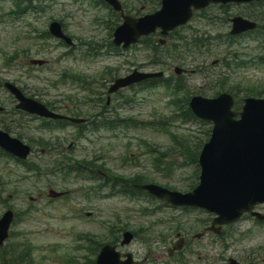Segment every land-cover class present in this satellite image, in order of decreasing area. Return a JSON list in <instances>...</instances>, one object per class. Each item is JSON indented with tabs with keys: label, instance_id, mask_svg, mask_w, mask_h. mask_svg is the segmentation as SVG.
<instances>
[{
	"label": "rangeland",
	"instance_id": "374dc122",
	"mask_svg": "<svg viewBox=\"0 0 264 264\" xmlns=\"http://www.w3.org/2000/svg\"><path fill=\"white\" fill-rule=\"evenodd\" d=\"M41 1L45 6L42 13L29 11L14 19L9 16L14 8L12 0H0L1 84L4 81L12 82L27 97L42 103H53L57 112L64 113L66 107H72L71 101L65 98L67 93L71 94L70 97L76 94L79 99L83 95L74 88L66 92L62 85H53L59 78L66 80L69 75H79L93 85L95 94L91 98L97 102L91 112L101 110L121 119L131 118L137 126L128 129L119 127L114 131H87L83 135L72 126L37 130L39 120L10 112L14 110L15 101L0 86V105L10 113L6 119L11 117V121H6L10 127L9 133L29 144H37L42 137L43 140L51 142L59 151L58 154L60 153L57 156L49 153L41 155L40 148L35 147L28 162L51 163L57 159L63 161L59 156L66 153L68 158L75 161L87 163L93 160L97 165H103L104 170L97 168L101 178L104 174L102 170L124 177L141 175L161 187L180 193L190 191L197 182L192 179L193 166L186 164L180 157L187 155L182 146L188 139L180 136L195 135L199 132V126L195 123L183 124L175 116H172L174 121L172 120L170 115L176 108L169 104L171 96L161 86L148 90L132 86L109 96L107 89L113 80H109L104 72L110 68L113 76L118 78L130 74L134 69L142 73L162 71L165 78H176L173 69L180 64L186 71L185 83L189 96L211 97L236 84L264 87V64H255L259 58H264V39L249 35L232 38L229 35L230 18L247 12L259 15L264 12V7L241 8L230 5L207 8L202 14L193 17L187 27L167 38V45H175L176 50H167L166 44L162 45L160 50H167L165 54L170 57L155 65L152 62V52L155 50L147 46L138 45L134 50L116 55L110 53L107 47L111 39L110 30L115 28L114 24L118 25L117 13L114 11L91 0ZM120 1L125 4L126 12L130 16L136 15V10H140L138 16L149 13L158 8L159 2ZM50 19L62 23L64 32L72 39L74 46L61 45L53 38H38L39 34L47 31ZM180 38H185L187 40L184 42L190 43L198 39L204 41L205 45L208 42L210 46L202 47L201 51H186L185 47L179 49L182 42ZM36 59L44 60L46 64L42 67L29 64V61ZM241 61L243 63L237 65ZM217 79L222 84L217 83ZM238 91L243 96L241 90ZM87 108L88 106H83L84 110ZM57 142L59 143L55 146ZM170 149L181 151L172 156ZM156 153H166V157L159 164L154 161ZM101 182L103 181L98 183ZM98 183L73 178L64 182L57 174L37 177L32 172L27 173L25 167L13 158L0 156V217L6 206L15 214L18 213V218L11 225L12 236L0 253L9 248L25 250L32 247V264H83L86 257L94 261V252L90 255L87 243H82L78 237L89 234L104 239V242L107 228L113 225L115 230L123 228L134 236L132 243L123 249H128L143 260L147 246L154 248L153 252L164 251L156 249L157 246L152 244L159 241L157 234L163 233L170 242L177 241L178 234L190 240L189 234L200 232L201 221L207 219L204 215L181 212L178 209L145 213L144 208L151 207L145 199L96 194L93 191ZM49 189L56 192L67 191L68 196L49 199ZM194 225L197 229L189 233ZM175 228L178 229L170 234V229ZM195 241L200 248H204L198 252L208 255V260L195 264H226L228 255L237 256L234 259L238 261L249 256L251 249L264 246V229L251 219H241L223 230L220 236L209 233ZM228 244L231 249L224 252L222 248ZM193 248L189 246L188 250L196 252ZM162 257L155 258L151 255L148 264H162ZM187 258L194 264V256ZM170 262L182 264L180 258Z\"/></svg>",
	"mask_w": 264,
	"mask_h": 264
},
{
	"label": "water",
	"instance_id": "95a60500",
	"mask_svg": "<svg viewBox=\"0 0 264 264\" xmlns=\"http://www.w3.org/2000/svg\"><path fill=\"white\" fill-rule=\"evenodd\" d=\"M225 1L248 0H164L163 9L156 17H145L137 22L125 18L124 24L114 34L116 43H133L140 35L148 34L157 27L166 33L187 21L191 14L190 7L200 9L209 3ZM112 4L119 9L116 3ZM253 27L235 20L233 33ZM52 32L59 35L57 30ZM122 85L123 80L117 81L111 91ZM13 93L20 98L16 91ZM190 105L199 117L214 124L211 137L199 157V185L186 195L156 187L146 189L172 204L196 206L215 213L218 218L214 223H231L256 204L264 203V100H245L240 114L230 111L232 99L228 95L213 100L194 99ZM237 116L240 119L236 121L234 118ZM8 142L9 145L4 146L8 150L16 152L20 149L19 144ZM11 219L8 212L0 221V246L7 238ZM128 241L129 237H125L124 243ZM97 264L130 262L119 263L113 249L105 247L97 258Z\"/></svg>",
	"mask_w": 264,
	"mask_h": 264
},
{
	"label": "trees",
	"instance_id": "16d2710c",
	"mask_svg": "<svg viewBox=\"0 0 264 264\" xmlns=\"http://www.w3.org/2000/svg\"><path fill=\"white\" fill-rule=\"evenodd\" d=\"M147 40H148L147 43L151 44V41H150L151 39L148 38ZM248 87H249V88L246 89L247 92H248L249 94H251L252 96H255V93L257 92V90L255 89V87H254V86H248ZM182 102L185 103L186 100H184V101H182ZM180 103H181V102H180ZM186 115L188 116V118L191 119V115H190V113H189L188 111H186ZM191 151H192V150H191ZM191 151L188 152V153H189V154H188V157H189V159H191V161H192L193 163H195V162H196V158H197V154H198V153H196L195 150L193 151V153H192ZM115 181L122 183L123 186H128V188H130V187L132 188L131 183H139V182L142 181V180H141V178L137 177V178H133L132 180H129V181L124 180V179H121V178H116ZM115 184H117V183H115ZM110 234H111V235H110V239H111V240H114V239H115L114 236H115L116 234H118V231H113V232H111ZM110 239L107 238L106 241H109ZM94 243H95L96 247H99L100 245H102V244H101V240H98V241H96V242H94Z\"/></svg>",
	"mask_w": 264,
	"mask_h": 264
},
{
	"label": "flooded vegetation",
	"instance_id": "af4514ba",
	"mask_svg": "<svg viewBox=\"0 0 264 264\" xmlns=\"http://www.w3.org/2000/svg\"><path fill=\"white\" fill-rule=\"evenodd\" d=\"M189 245H192V246H194V250H197V249H199L198 247H196V244L195 243H188ZM165 246L163 245L162 246V248H164ZM170 247H173V245L172 246H170ZM170 247H168L167 249H169ZM184 248H183V245H182V248H181V250H179V251H177V252H174L173 254H174V257H177L176 259H178V256L179 255H197L198 257H197V259L198 260H200L201 258H200V256H199V253L198 252H194V251H192V250H183ZM202 249V248H201ZM147 255L149 256V255H151V252H148L147 253ZM154 255H156V256H161V254L160 253H155ZM173 257V258H174ZM166 260H167V258H165ZM149 261H150V259L148 258V257H145L144 259H143V261H141V262H139V264H148L149 263Z\"/></svg>",
	"mask_w": 264,
	"mask_h": 264
}]
</instances>
